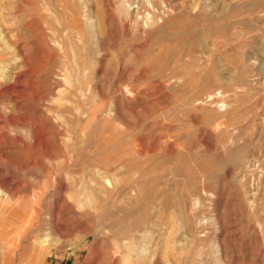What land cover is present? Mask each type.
<instances>
[{"label":"rangeland","instance_id":"1","mask_svg":"<svg viewBox=\"0 0 264 264\" xmlns=\"http://www.w3.org/2000/svg\"><path fill=\"white\" fill-rule=\"evenodd\" d=\"M0 264H264V0H0Z\"/></svg>","mask_w":264,"mask_h":264}]
</instances>
